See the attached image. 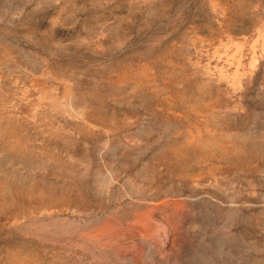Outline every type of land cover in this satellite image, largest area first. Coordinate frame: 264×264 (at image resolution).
<instances>
[{"label": "rangeland", "instance_id": "1", "mask_svg": "<svg viewBox=\"0 0 264 264\" xmlns=\"http://www.w3.org/2000/svg\"><path fill=\"white\" fill-rule=\"evenodd\" d=\"M0 264H264V0H0Z\"/></svg>", "mask_w": 264, "mask_h": 264}]
</instances>
